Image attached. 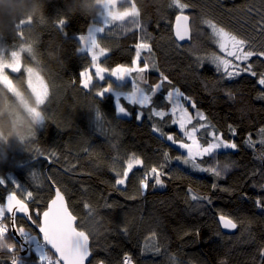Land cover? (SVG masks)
<instances>
[{
  "label": "trees",
  "instance_id": "1",
  "mask_svg": "<svg viewBox=\"0 0 264 264\" xmlns=\"http://www.w3.org/2000/svg\"><path fill=\"white\" fill-rule=\"evenodd\" d=\"M170 2L125 0L118 5V10L135 3L139 28L129 18L98 34L100 46L108 49L100 58L102 67L111 70L117 65H132L136 58L135 45L146 42L151 52L142 50L139 64L143 65L147 59L150 63L154 61L156 67L145 72L146 83H141L144 91L150 94L151 88L160 83L161 72L171 81L170 84L163 82L147 108L122 99L130 116L116 115L112 94L95 96L105 82L94 80L95 87L91 89H84L80 83V73L89 67L91 58L86 52H76L80 46L78 35L87 34L91 23L103 24L99 15L57 16L65 8V0H49L46 14L50 18L41 25L37 38L28 39L20 29L16 38L9 40L8 51L32 43L35 58L22 52V62L24 67L36 68L39 61L37 71L49 85V99L41 106L46 116L45 126L38 129L30 151L13 147L8 162L0 164V178L5 179V184L0 185V204L5 205V198L15 194L28 204L38 224L37 213L41 218L55 188H59L77 218V227L89 235L93 257L88 264L100 261L123 264L126 254L131 256L133 264H264L261 255L264 252V144L260 143L264 139L260 131L264 129V85L258 83L264 74V57L253 56L247 61L256 76L243 72L233 78L216 71L208 60L203 63L198 60L214 52L221 54L211 29L203 23L206 19L241 38H248L257 45L253 50H262L264 35L259 25L264 16V0H181L189 5L186 12L191 16L192 28V40L184 45H180L172 33V20L178 11L169 7ZM60 18H67L64 31L56 26ZM53 37L63 40V56L67 62L64 66L47 61L44 55ZM8 73L13 82L23 78L27 86L23 69L21 73ZM117 85L127 90L133 87L130 81ZM173 89L190 97L181 102L191 115L202 112L206 122L215 125L224 139L237 143L235 150H220L204 158V167L216 166L217 162L230 165L221 178L189 170L190 165L174 159L186 153L153 131L156 124L165 134L185 139L178 125L170 123V115L163 121L159 117L149 119L153 107L169 111L171 104L165 98ZM98 100L102 113L100 122L93 108ZM139 112L143 115L137 120ZM196 122L199 123L193 120V124ZM229 125L236 128L235 136L229 132ZM198 135L203 142L205 134ZM249 135L254 147L244 143ZM165 152L173 159L166 162ZM133 156L143 163L133 166L125 185H116L117 172H122ZM161 164L166 173L162 177L164 186L152 187L154 180L149 178V187L140 194L139 181L151 167ZM213 183L219 187L212 189ZM221 188L229 191H221ZM29 192L31 199L27 197ZM192 194L210 196L212 203L191 200ZM257 200L261 207H257ZM89 208L96 210L99 222L90 220L81 227ZM221 214L236 220L235 231L222 230ZM15 220L14 227L10 214L5 213L3 222L9 226L7 243L15 245L25 264H39L35 243L31 249L24 245L21 250L23 241L15 230L23 227L38 235V227L23 215H17ZM99 225L103 226V235L97 237L89 233L88 229ZM153 232L160 252L142 251L146 244L152 243L148 238ZM12 255L8 249H0V264H11ZM49 255L55 258L50 250Z\"/></svg>",
  "mask_w": 264,
  "mask_h": 264
},
{
  "label": "snow or ice",
  "instance_id": "2",
  "mask_svg": "<svg viewBox=\"0 0 264 264\" xmlns=\"http://www.w3.org/2000/svg\"><path fill=\"white\" fill-rule=\"evenodd\" d=\"M113 3V0H108V5L110 7ZM189 5L182 3L181 0H171L169 7H176L180 10L181 14L176 16V27H175V38L177 40L183 41L186 38H190V27H189V17L183 14L184 9ZM139 11L135 3H131L130 7L125 8L123 11H107L104 22L102 26L90 27L87 34L79 35L80 46L77 50L81 53L85 52L91 58V63L89 67H85L84 70L80 73L82 79L80 81L84 89H91L95 87L94 80L96 81H106L109 77H114L115 81H126L127 77L136 72L139 79L143 80V73H145L149 68H155L156 64L154 61L151 63L146 59L143 67H140L138 64L139 59L141 58L142 50H147L151 52V47L146 42L137 43L135 45V57L133 60V67L128 68L123 65H118L109 71L108 68L102 67L100 64V58L103 57L108 49L100 46L98 42V33H103L105 28L123 23L126 19L131 18V23H133L137 28H139ZM67 22V18H60L57 22V27L64 31L63 26ZM23 21L21 22L20 28L23 29ZM203 23L207 24L211 29L212 38L219 48V52L211 53L207 57L198 58L199 62L203 63L204 60H208L210 63L214 64L216 71L221 72L224 76L228 78H233L239 76L242 72H249L252 76H256L257 73L253 71L252 64H246V66L241 67L240 63L237 62H247L253 56L264 57V42L261 43L260 47L262 50L255 51L257 45L250 43L248 38H241L229 31H226L224 28L219 27L210 19H206ZM261 35H264V16H262L260 22ZM23 34L22 32L20 33ZM66 34V33H65ZM26 52L34 56V50L31 42L26 44H21L19 51H12L10 58H5V56L0 53V85L7 87L10 91H13V82L10 76L7 74L5 69H10L12 73H21V53ZM39 64V61H37ZM89 68H94L95 72L93 73ZM24 73L27 74V87L33 92L36 97L37 103L39 105H45L46 101L49 99V85L45 83L44 77L40 75V72L33 67H23ZM161 81L151 88V93H146L144 89L140 88L139 85L133 81L132 91L128 93L122 92L121 86H118L116 83L109 81L107 86L99 87L96 92V97H104L106 93H114L116 96L115 102V113L117 116H128L130 113L127 108L121 103V100H126L131 105H138L141 108H147L152 104V98L156 92L162 87L164 81H168L170 84L171 81L168 80V77L162 72L160 73ZM146 83V81H145ZM260 85H264V74H261L260 79L258 80ZM231 97V93H228ZM170 104L171 108L168 112L157 110L156 108L151 109L149 119L153 117H159L161 121L164 120L165 116H171L170 121L173 125H178L181 130L183 137L187 140H178L172 134H165L161 127L153 124V131L159 133L161 137H164L167 141L172 142L173 144L178 145L179 148L184 149L186 155L176 156L174 159L182 161L185 165H190L193 170L209 173L217 179L221 178L223 174L229 169L230 165L225 163L219 165L217 162L216 166L204 167L203 162L205 157H212L220 150H235L238 148L237 143L233 140H226L223 137L222 133H219L215 125L204 122L207 120L205 115L197 111L195 116L189 114L188 109L181 102L183 100H189L190 97L185 96L179 89H173L168 92L167 97L165 98ZM192 107L195 108L196 105L193 103ZM96 119L98 122L102 120V113L99 108V100L94 102L93 105ZM32 111L39 115V111L36 108H33ZM143 115L142 112H139L136 116V119L139 120ZM193 120L201 121L198 124H193ZM209 129H211L209 131ZM228 130L231 135H236V128L229 125ZM205 132L207 139H204L201 142V138L198 135L201 132ZM261 133H264V129L260 130ZM244 143L248 147H254V141L249 135ZM261 144H264V139H261ZM54 155V154H53ZM164 160L167 162L172 157H169L168 153L163 154ZM143 162L137 157L129 158L127 166L122 170V172H117L119 177L116 180V185H125L129 177V173L132 171L134 164L140 165ZM164 165H158L157 167H151L149 171L145 174L144 178L139 181V191L140 194H143V191L149 187V178L154 180L152 187L164 186L165 181L162 179L166 175L163 171ZM15 183V181H13ZM5 184V179L0 178V185ZM19 187V186H17ZM212 189H217L219 186L216 183L211 185ZM221 191H229L227 188H221ZM191 192L192 190L189 189ZM29 199L32 198V193H27ZM205 200L208 204L212 203L210 196H200L198 194H192L191 200L199 201ZM257 207H261L260 200L256 201ZM88 208V205H85ZM5 213L10 214L13 226L15 227V218L18 213L23 214V216L35 224L39 232L42 233V240L32 235L30 232L26 231L23 227L16 228L15 230L19 233L22 238L23 243L20 245L21 250L24 249V245H27L31 249V245L35 242V250L38 254L39 264H84V261L90 256L89 249V235L86 231H78L77 227L74 226L76 222V217H74L66 208L64 203V196L59 189L55 191V199L51 201V204L47 211L42 213V218L40 214L37 213L40 223L37 224V221L32 218V214L29 212L28 204L24 200L17 199L14 194H9L7 196V203L5 205H0V249H8L13 253L11 264H25V261L22 257L16 255L15 245L7 243L6 233L8 232V226L3 222L5 218ZM90 220H96L99 222L96 216V210L89 208L88 217L86 221L81 222V227L84 226L85 222ZM219 224L224 229H235L237 228V222L234 218L227 215H219ZM197 237L199 233H196ZM219 235V232H217ZM152 243L150 245L146 244V247L142 251H154L156 253L160 252V248L156 246V233L153 232L148 238ZM49 246L51 249L55 250L57 254L55 259L49 255ZM264 256V252L261 253ZM99 264H104L103 261H100ZM123 264H133L132 258L129 255H125L123 258ZM224 264V262H221Z\"/></svg>",
  "mask_w": 264,
  "mask_h": 264
},
{
  "label": "clouds",
  "instance_id": "3",
  "mask_svg": "<svg viewBox=\"0 0 264 264\" xmlns=\"http://www.w3.org/2000/svg\"><path fill=\"white\" fill-rule=\"evenodd\" d=\"M124 2L125 0H113L110 7H106L108 0H65V8L57 16L70 17L77 13L89 17L106 16L107 11H117L118 5ZM48 3L49 0H0V48L9 47V40L16 38L22 21L26 37L36 39L41 25L50 18L46 14ZM64 51L63 40L53 37L44 55L47 61L64 66L67 63ZM76 52L79 51L76 49ZM39 68L38 64L35 69ZM13 89L10 91L7 87L0 86V164L8 162V154L13 147L29 152L32 139L46 122L41 105L37 103L33 92L25 86L23 78H17L13 82ZM33 108L40 114L36 115ZM102 228L99 225L88 231L99 237L104 234Z\"/></svg>",
  "mask_w": 264,
  "mask_h": 264
},
{
  "label": "rangeland",
  "instance_id": "4",
  "mask_svg": "<svg viewBox=\"0 0 264 264\" xmlns=\"http://www.w3.org/2000/svg\"><path fill=\"white\" fill-rule=\"evenodd\" d=\"M174 10H177L178 12H180V10L178 9V8H176V7H174ZM117 11H120V10H118L117 9ZM123 11V10H122ZM183 12H186V9H184V11ZM98 19L101 21V22H104V19H105V16H102V15H99L98 16ZM94 26H96V27H98V26H102V24H100V23H91V25L89 26V28L90 27H94ZM98 34H100V33H98ZM97 34V35H98ZM84 35H86V34H84ZM78 38H79V35H78ZM20 49H18V50H10V51H8V50H6V48H0V53H2L4 56H5V58L7 59V58H10V54H11V52L12 51H19ZM136 59V58H135ZM237 63H240V66L241 67H244V66H246V64H247V62H237ZM138 64H139V61H138ZM21 65H22V69H23V67H24V65H23V62H22V53H21ZM118 66V65H117ZM117 66H115V67H117ZM123 66H125V67H128V68H132L133 67V64L132 65H123ZM139 66L140 67H143V65H140L139 64ZM114 67V68H115ZM113 69V68H112ZM111 69V70H112ZM89 70L93 73V75H94V72H95V69L94 68H89ZM111 70H109V71H111ZM5 71L7 72V74L9 75V73H8V71L9 72H11V70L10 69H5ZM243 73V72H242ZM26 77H27V74H26ZM111 80H113L115 83H117V84H123V83H125V82H128V81H130L131 83H132V85H133V81L135 80V82L139 85V87L140 88H142L143 89V86L141 85V83L142 82H145L147 79H146V76H145V73H143V80H141V79H139V77L137 76V74H136V72H132V74L130 75V76H128L127 77V79H126V81H115V78L114 77H109L108 78V80H106V81H101V82H105V85L104 86H107V83L109 82V81H111ZM44 81H45V79H44ZM45 83H46V81H45ZM47 84V83H46ZM122 92H124V93H128V92H130V91H132V89H130V90H127V89H124V88H121L120 89ZM31 91V90H30ZM110 94H112L113 96H114V98H115V102H116V96H115V94L114 93H111V92H109ZM121 103H122V101H121ZM123 104V103H122ZM128 110V109H127ZM128 112L130 113V111L128 110ZM131 114V113H130ZM190 114V113H189ZM196 113H194V115H195ZM123 116V115H122ZM128 116H130V115H128ZM201 121H199V123H200ZM204 122H206V121H204ZM196 124H198L197 122H196ZM211 129H209V131H210ZM179 131H180V133L182 134V132H181V130L179 129ZM202 133L203 134H205V139H207L208 137L206 136V133L205 132H203L202 131ZM183 135V134H182ZM178 140H184V142H187V140L186 139H183V138H179ZM202 142V141H201ZM175 146H177L178 147V145H176V144H174ZM179 148V147H178ZM181 149V148H180ZM182 151H184L185 152V150L184 149H181ZM186 153V152H185ZM135 165V164H134ZM189 170H191V171H193L194 173H198V172H196V170H193L190 166H189ZM26 231H28V232H30L31 233V231H29L27 228H24ZM32 235H34V236H37L38 237V235L37 234H34V233H31ZM35 243V242H34ZM15 251H17V250H15ZM53 259H55V258H53Z\"/></svg>",
  "mask_w": 264,
  "mask_h": 264
},
{
  "label": "water",
  "instance_id": "5",
  "mask_svg": "<svg viewBox=\"0 0 264 264\" xmlns=\"http://www.w3.org/2000/svg\"><path fill=\"white\" fill-rule=\"evenodd\" d=\"M180 14H181V12H177V13L174 15V17H173V20H172V33H173L174 39H175L180 45H184V44H186V43H190L191 40H192L191 16H190V14H188L187 12H183L184 15H187V16L189 17L190 38H186L185 40L180 41V40H177V39L175 38L176 16H177V15H180ZM56 189H59V188L56 187V188H55V191H56ZM59 190H60V189H59ZM60 191H61V190H60ZM62 194H63V192H62ZM14 195H15V194H14ZM15 196H16V195H15ZM63 196H64V203H65V206H66L67 210H68V211H69L74 217H76V216L72 213V211L70 210V208H69V206H68L67 199H66V197H65L64 194H63ZM16 197H17V196H16ZM17 199H19V198L17 197ZM53 199H55V193H54V196L52 197V199L48 202L47 207H46V209H45L44 211H47V210H48V208H49V206H50V204H51V201H52ZM20 200H21V199H20ZM6 203H7V197L5 198V204H6ZM44 211H43V212H44ZM43 212H42V213H43ZM17 215H23V214L18 213ZM41 218H42V214H41ZM74 226L77 227V218H76V222L74 223ZM221 228H222V230L225 231V232H233V231L236 230V228H235V229H224L222 226H221ZM77 230H78V231H82V230H80L78 227H77ZM13 231H14V229H13ZM14 232H15V231H14ZM38 236H39V238L42 240V233H40L39 231H38ZM89 249H90V241H89ZM49 250L52 252V254H54V256L57 255V254L55 253V250H54V249H51L50 246H49ZM92 257H93V253H92V251H91V249H90V256L84 261V264H88V263L91 261Z\"/></svg>",
  "mask_w": 264,
  "mask_h": 264
},
{
  "label": "built area",
  "instance_id": "6",
  "mask_svg": "<svg viewBox=\"0 0 264 264\" xmlns=\"http://www.w3.org/2000/svg\"><path fill=\"white\" fill-rule=\"evenodd\" d=\"M1 205V204H0ZM8 232H9V226H8ZM8 232L6 233V235L8 234ZM15 253H16V255H18V256H20V252H18V251H15Z\"/></svg>",
  "mask_w": 264,
  "mask_h": 264
},
{
  "label": "bare ground",
  "instance_id": "7",
  "mask_svg": "<svg viewBox=\"0 0 264 264\" xmlns=\"http://www.w3.org/2000/svg\"><path fill=\"white\" fill-rule=\"evenodd\" d=\"M86 52V51H85Z\"/></svg>",
  "mask_w": 264,
  "mask_h": 264
}]
</instances>
